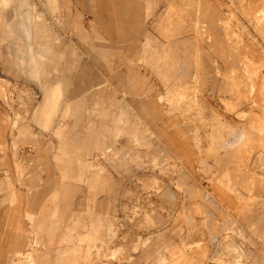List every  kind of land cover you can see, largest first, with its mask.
I'll return each instance as SVG.
<instances>
[{
	"label": "rangeland",
	"instance_id": "obj_1",
	"mask_svg": "<svg viewBox=\"0 0 264 264\" xmlns=\"http://www.w3.org/2000/svg\"><path fill=\"white\" fill-rule=\"evenodd\" d=\"M129 1L0 0V264H264V0Z\"/></svg>",
	"mask_w": 264,
	"mask_h": 264
},
{
	"label": "bare ground",
	"instance_id": "obj_2",
	"mask_svg": "<svg viewBox=\"0 0 264 264\" xmlns=\"http://www.w3.org/2000/svg\"><path fill=\"white\" fill-rule=\"evenodd\" d=\"M91 10L92 12L94 13V16L96 19H99L103 22L106 23V26L109 28L111 25H115V21H119L121 22L122 21V16H126V18L128 19V24H125V21L122 22L124 23V26L123 27H126L125 30H126V33L127 34H132V31L131 30H128L131 25H133L131 23L132 21V17H134V12L137 11V9H139V7H137L136 9L134 8V1H128V3L126 4L124 0H91ZM121 1H124V5L120 4ZM162 1V0H161ZM164 3H165V0H163ZM162 1V2H163ZM169 3H171L168 7L170 8L173 4H174V1L173 0H169ZM99 8V9H98ZM169 11V10H168ZM86 12V11H85ZM139 12V11H138ZM136 14V13H135ZM166 15V14H165ZM120 17V19H119ZM193 17V16H192ZM107 22H106V21ZM128 27V28H127ZM128 30V31H127ZM107 34L109 35V30L106 31ZM91 33V32H90ZM94 33V32H93ZM83 35V34H82ZM183 38V37H182ZM181 38V39H182ZM187 39V38H185ZM184 41V40H183ZM114 42V41H113ZM175 45V44H173ZM204 66V65H203ZM123 73H125V69L122 70ZM13 118V117H12ZM244 137V136H243ZM91 142V141H90ZM233 150V149H232ZM238 155V154H237ZM68 164V163H67ZM221 175V174H220ZM161 193V192H160ZM170 193V192H169ZM162 195V194H161ZM165 198V197H164ZM164 200V199H163ZM167 201V199H166ZM211 220V219H210ZM209 221V220H208ZM209 223V222H208ZM206 224V222H205ZM208 227V226H207ZM214 228V227H213ZM213 236V235H212ZM155 250V249H154Z\"/></svg>",
	"mask_w": 264,
	"mask_h": 264
},
{
	"label": "crops",
	"instance_id": "obj_3",
	"mask_svg": "<svg viewBox=\"0 0 264 264\" xmlns=\"http://www.w3.org/2000/svg\"><path fill=\"white\" fill-rule=\"evenodd\" d=\"M43 57H44V56H43ZM36 58H37V57H34V55L31 56V59H32V60H33V59H36ZM42 89H43V91L45 90L44 88H42ZM51 96H52V97H51L52 99H55V100L57 99V98H56V97H57L56 94H55V95H51Z\"/></svg>",
	"mask_w": 264,
	"mask_h": 264
}]
</instances>
